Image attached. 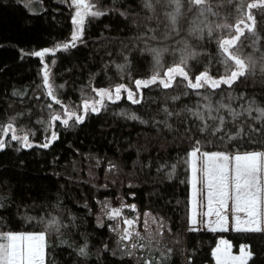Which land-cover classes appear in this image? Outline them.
Here are the masks:
<instances>
[{"label":"trees","instance_id":"trees-1","mask_svg":"<svg viewBox=\"0 0 264 264\" xmlns=\"http://www.w3.org/2000/svg\"><path fill=\"white\" fill-rule=\"evenodd\" d=\"M94 2L105 14L88 17L71 46L74 8L68 2L33 0L28 10L22 0H0V125L5 130L11 125L33 145L23 147L0 134L7 142L0 151V232H44L45 264H213L222 237L236 253L241 246L250 248L248 264H264V233L190 230L191 173L185 161L198 139L189 133L188 115L206 111L183 81L169 89L142 88L139 103L126 97L107 101L82 123L72 119L65 126L61 118L51 119L80 113L98 90L121 85L134 90L135 79L174 66L185 45L196 53L191 73L206 67L223 73L216 40L188 28L225 18L238 23L243 13L232 8L236 0H217L218 15L196 19L185 13L175 30L168 28L173 9L165 0H150L151 7H145L149 0ZM251 11L258 41L254 46L245 41L242 51L254 56L257 67L231 89L222 86L231 100L219 90L212 97L235 111L250 102L264 108V14ZM66 43L70 47L64 49ZM45 48L52 50L45 57L31 55ZM153 50L159 52V69ZM45 65L54 96L44 84ZM53 132L58 139L42 147ZM251 135L263 144L264 125ZM113 209L122 215L109 219ZM124 219L135 220L132 232L143 239L121 240ZM82 247L86 255H80Z\"/></svg>","mask_w":264,"mask_h":264},{"label":"snow or ice","instance_id":"snow-or-ice-1","mask_svg":"<svg viewBox=\"0 0 264 264\" xmlns=\"http://www.w3.org/2000/svg\"><path fill=\"white\" fill-rule=\"evenodd\" d=\"M23 6L31 10L33 0H22ZM168 7H171L173 11L166 17L168 28L171 30L176 29V25L179 23V19L187 13L189 16H195L196 19L206 17L207 15H218V9L220 4L217 0H165ZM231 3V0H229ZM238 5V7H237ZM149 2L145 3V7H151ZM76 7L84 9L85 11H76L75 17L72 23L76 26L75 31L71 35V46H75L76 41L80 39L83 34V27L85 24L86 9L90 5H85L83 0H77ZM232 8L236 11L243 13L239 22L236 24H230L227 18L219 24H193L190 25L188 30L190 33L199 36L200 33H204L216 40L219 57L218 62L223 68V73L219 71L212 73L211 69L206 67L205 70L200 73H191L189 69V62L196 57V53L191 50L190 47L185 45L183 53L179 61L174 66H169L163 72L154 71L150 78L135 79V89L139 90L142 87L148 88L150 85L162 86L163 89H169L173 87L174 83L179 84L184 82V87L196 92V95L200 96L198 101L199 106L201 103L205 108L208 118L214 121L212 125V131L210 134H215L216 123L224 124V120L220 116L211 115L213 112H221L227 110L234 117H239L240 113H236L231 108L230 103L226 104L223 100H213V95L219 90L221 97H227L232 99L230 93H226L222 86H227L231 89L232 86L237 83L242 77H245L248 73H251L256 67V59L253 55H245L242 49L246 46L245 41L251 40L254 46L258 41V35L253 31L252 25L255 24V16L252 15L253 9L259 10L261 14H264V0H256V2H249V0H236V4H232ZM216 9V10H214ZM101 11H92L89 13L92 17L104 15ZM251 21V25L248 23ZM217 30H222L224 36L217 35ZM247 33V34H246ZM227 37V38H225ZM59 47V46H58ZM69 44H64L63 48H69ZM52 51L45 48L43 51H34L31 55L43 58L47 53ZM156 56L155 68L161 67L159 62V52L153 50ZM261 66L264 70V57H261ZM44 84L49 85V73L47 65L44 66ZM124 86H117L115 88L114 97L110 92L101 91L98 95L112 100H119L121 98V92ZM127 91V98L132 103H139L140 101L134 98L132 90L124 89ZM50 96H54L51 85H49ZM187 95V93H185ZM179 99V97H175ZM243 99V97H241ZM60 101L57 100L56 103ZM51 107V105H49ZM91 108L92 112H97L98 108L96 104L84 105V109ZM185 111H189L185 108ZM249 114H255L253 119L264 120V108L255 105L254 102H250L244 109ZM192 115L197 118L200 117L199 112H192ZM72 118V117H70ZM51 119L60 121L59 115H53ZM75 122L82 123L83 116L76 115L74 117ZM135 119V117H133ZM68 119L63 121V124L67 126ZM50 127V125H49ZM11 130L9 125L8 131ZM257 131H260L259 127ZM6 130L0 125V134H4ZM10 139L21 143L23 147H32L33 145L28 142L29 137L27 135L18 137L17 135H11ZM58 139L56 133H51V139L48 142L43 143L41 146L48 148L52 141ZM254 139L250 137V140ZM6 141L0 140V151L6 147ZM200 141H195L193 150L188 154L190 159L185 163L190 167V183H191V216L190 222L193 226L197 224V207H198V195L201 197V207L206 208V211L200 213L201 217H216L215 227H212V231H216L217 228L226 230V224L228 222L229 200L232 201L231 211L234 218L235 231L246 233H264V151H249L244 153L227 154L225 152H207L201 151L199 147ZM199 174V175H198ZM201 184V188L198 190L197 185ZM133 210L134 205L128 206ZM243 214V216H241ZM121 215L120 209H113L109 213V219H116ZM124 224L128 228L124 229L121 240H131L133 237L143 239L139 232H132L135 225V220L124 219ZM203 222V220L201 221ZM211 225V221H209ZM163 226V225H161ZM145 227L147 228V221H145ZM190 230L195 231V227ZM46 236L44 232L41 233H16V232H0V264H45V248H46ZM223 248L217 247L212 255L216 258V264H248V261L252 259L253 253L247 246H241L239 255H232L230 252V245L227 241H221ZM138 245L133 244L131 247L135 248ZM140 244L139 247H143ZM80 255H86V248H79ZM128 255L133 253L129 252ZM142 264H154V261L145 260Z\"/></svg>","mask_w":264,"mask_h":264},{"label":"rangeland","instance_id":"rangeland-1","mask_svg":"<svg viewBox=\"0 0 264 264\" xmlns=\"http://www.w3.org/2000/svg\"><path fill=\"white\" fill-rule=\"evenodd\" d=\"M60 1L61 2H68V4L72 5V7L74 8V17H75L76 11H85L84 9H79L76 7L75 0H60ZM83 2L85 3V5H90V7H88L86 9L85 20L88 17H91L89 15V13H91L92 11H101L97 8L94 0H83ZM75 29H76V26H75ZM75 29H74V31H75ZM142 88L139 90H137V89L133 90V89H130V88L124 86V89L132 90L134 93V98L138 99L139 101L141 99ZM124 89H122L121 98H123V97L127 98V91ZM101 91L110 92L114 97L115 88L98 90V91H96L95 97H93L90 100H86L83 102L82 110L80 113L66 111L65 117L64 118L60 117L61 121L63 122L65 119H68V121L70 122L72 119H74V117L76 115L83 116L85 119V117L89 113L92 112L91 108H89L88 110L84 109V105L86 103L88 105H92L95 103L97 108H98L97 112H99L100 109L102 108V106L107 101H116L114 99L110 100L107 97H104L102 100V103H100L102 98L98 95V93H100ZM97 112H95V113H97ZM193 112H198V111H193ZM235 112L240 113L238 118L234 117L231 113H228L227 111H225V112H213L211 114V115H215V116H220L224 120V124L216 123V125H215V130H217V129L223 130L222 136H219L217 138L219 143L216 142V146H217L216 150H212L209 146L210 145L209 140L211 139L210 136H212L210 134V132L212 131V125H213L214 121L211 120L210 118H208V114L206 112H199L201 114L199 118L192 115L191 114L192 112L189 113V115H188L189 133L193 136H196L198 141H200L201 151H207L210 153L211 152H225L227 154H233V153H237V152L244 153V152H249V151H264V143L263 144L257 143L256 137L251 135V132L257 131L258 127H259L260 131H257V132L261 133V126L264 125V120L253 119V116L255 115L254 113L249 114L245 111H235ZM70 117H72V118H70ZM234 125H236V126H234ZM235 127H236V129H235ZM8 129H9V126L6 128L5 136L13 135V134L17 135L14 127L11 126L10 131H8ZM250 137H252L254 139L250 140ZM197 187L199 190L201 188V184L198 183ZM197 199H198L197 224L195 226H193L190 222V228L195 227L196 230H201V231L202 230H212V227L216 226L215 225L216 217L214 215L212 217H201L200 213L202 211H206V208L201 207V197L199 195H198ZM231 205H232V201L229 200V211L227 213L228 222H227L225 227H226V230L235 231L234 218H233V213L231 211ZM121 215H122V210H121ZM190 216H191V183H190ZM241 216H243V214H241ZM202 220H203V222H201ZM209 221H211V225L209 224ZM135 224H136V222H135ZM134 227H135V225H134ZM134 227L132 229H130V231H133ZM126 228H128V226L125 224L124 229H126ZM216 231H221V229L217 228ZM222 240L227 241L228 244L231 246L230 252L232 255H239L240 254V251L237 253L234 252L231 243L224 237L219 239L218 245L216 246V248L217 247H220V248L224 247V245H222L220 243ZM45 260H46V254H45ZM213 264H216V258H214Z\"/></svg>","mask_w":264,"mask_h":264},{"label":"crops","instance_id":"crops-1","mask_svg":"<svg viewBox=\"0 0 264 264\" xmlns=\"http://www.w3.org/2000/svg\"><path fill=\"white\" fill-rule=\"evenodd\" d=\"M245 133V132H244ZM222 134H223V130H215V134L213 135V134H211L212 136H210L211 137V139L209 140V142H210V148L212 149V150H216L217 149V146H216V142L217 143H219V141L217 140V138L219 137V136H222Z\"/></svg>","mask_w":264,"mask_h":264},{"label":"water","instance_id":"water-1","mask_svg":"<svg viewBox=\"0 0 264 264\" xmlns=\"http://www.w3.org/2000/svg\"><path fill=\"white\" fill-rule=\"evenodd\" d=\"M77 1V0H76ZM84 3V2H83ZM85 4V3H84ZM57 101V99L55 100V102Z\"/></svg>","mask_w":264,"mask_h":264}]
</instances>
